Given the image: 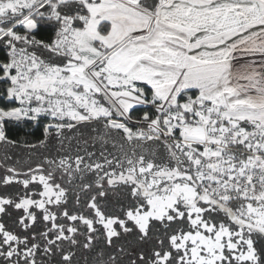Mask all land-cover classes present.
<instances>
[{
  "label": "snow or ice",
  "instance_id": "snow-or-ice-1",
  "mask_svg": "<svg viewBox=\"0 0 264 264\" xmlns=\"http://www.w3.org/2000/svg\"><path fill=\"white\" fill-rule=\"evenodd\" d=\"M0 100L114 149L0 164V264H264V0H0Z\"/></svg>",
  "mask_w": 264,
  "mask_h": 264
},
{
  "label": "trees",
  "instance_id": "trees-1",
  "mask_svg": "<svg viewBox=\"0 0 264 264\" xmlns=\"http://www.w3.org/2000/svg\"><path fill=\"white\" fill-rule=\"evenodd\" d=\"M0 104H3L2 100H0ZM46 126L47 121H22L7 124L6 132L9 138L16 141V143L5 144L0 142V164L6 163L9 166H16L26 170L29 165L35 166L37 162H40L45 157H54L66 153L75 154L77 150L83 155L85 148L89 151L96 152L97 156L100 151H105L106 153L114 151L111 144L105 146L92 139L100 134L102 130L92 132L88 127L78 128L74 131H66L63 143H61V138L54 137L49 138L46 146H40L39 141L44 139L43 129ZM85 139L88 140V144L84 143ZM27 145H37V147L30 148ZM4 171V167H0V175H3ZM13 190L11 188L9 189V191ZM3 191L4 189L0 188V192ZM83 256H87L89 260L95 259V253H78V258ZM80 264H84L83 259H80Z\"/></svg>",
  "mask_w": 264,
  "mask_h": 264
},
{
  "label": "rangeland",
  "instance_id": "rangeland-1",
  "mask_svg": "<svg viewBox=\"0 0 264 264\" xmlns=\"http://www.w3.org/2000/svg\"><path fill=\"white\" fill-rule=\"evenodd\" d=\"M50 120V118H48Z\"/></svg>",
  "mask_w": 264,
  "mask_h": 264
}]
</instances>
